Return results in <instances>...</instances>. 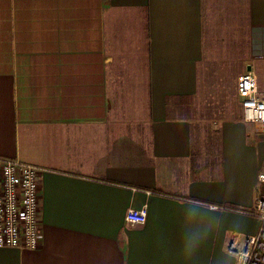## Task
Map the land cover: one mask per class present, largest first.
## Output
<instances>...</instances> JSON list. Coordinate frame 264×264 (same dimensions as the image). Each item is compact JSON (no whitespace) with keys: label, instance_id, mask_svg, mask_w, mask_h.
Returning <instances> with one entry per match:
<instances>
[{"label":"crops","instance_id":"0c3cea01","mask_svg":"<svg viewBox=\"0 0 264 264\" xmlns=\"http://www.w3.org/2000/svg\"><path fill=\"white\" fill-rule=\"evenodd\" d=\"M229 1L0 0V158L43 169L41 245L0 248V264H235L227 244L257 232L245 212L264 193L244 144L264 136L236 92L264 69V0ZM220 6L245 15L244 58H214ZM224 62L239 110L200 118L198 72Z\"/></svg>","mask_w":264,"mask_h":264},{"label":"built area","instance_id":"2783aa9c","mask_svg":"<svg viewBox=\"0 0 264 264\" xmlns=\"http://www.w3.org/2000/svg\"><path fill=\"white\" fill-rule=\"evenodd\" d=\"M250 67L237 77L236 92L242 122L249 127L251 135L259 137L264 136V96L259 95L254 64ZM42 170L19 159L0 158V248L36 250L41 245L38 174ZM258 181L264 185V171L258 174ZM245 213L259 221L257 232L232 235L227 250L235 256V264H264V193L256 196L253 209ZM146 218L144 205L130 208L124 220L135 226L144 224Z\"/></svg>","mask_w":264,"mask_h":264},{"label":"rangeland","instance_id":"374dc122","mask_svg":"<svg viewBox=\"0 0 264 264\" xmlns=\"http://www.w3.org/2000/svg\"><path fill=\"white\" fill-rule=\"evenodd\" d=\"M225 1L230 2L229 0ZM228 7L232 6L228 5ZM220 10L221 13L219 15L214 13L215 9L210 12L206 30L209 32L206 34V40L216 37L214 41L215 48L218 49L219 53L218 55L215 54L214 58L222 60H229L232 57L237 59L240 57L244 58L248 53L245 44L247 32L245 15L242 14V11L235 15L230 12H224L223 6H220ZM228 10L231 9L228 8ZM211 33L212 35H210ZM251 63L254 64L252 61ZM232 66L235 65L226 62L222 64L215 63L214 70L210 69L211 65H208L207 71L199 70V82L201 83L199 93L202 101V103L198 104L200 106V118H203V115L206 114L208 119L217 121L222 116L225 118L231 117L233 113L239 110V103L236 95H234L233 82H235L236 74L241 71L232 70ZM258 67V72L255 70L260 77L258 82L264 84V69L262 65ZM244 144L252 149L251 152L258 161H262V171H264V141H259L258 139L249 140L245 137Z\"/></svg>","mask_w":264,"mask_h":264},{"label":"water","instance_id":"95a60500","mask_svg":"<svg viewBox=\"0 0 264 264\" xmlns=\"http://www.w3.org/2000/svg\"><path fill=\"white\" fill-rule=\"evenodd\" d=\"M250 69H251V67H250V66H248V67H247V71H249Z\"/></svg>","mask_w":264,"mask_h":264}]
</instances>
